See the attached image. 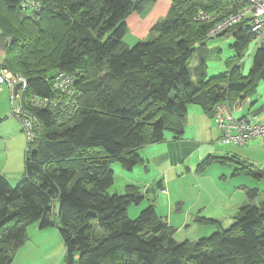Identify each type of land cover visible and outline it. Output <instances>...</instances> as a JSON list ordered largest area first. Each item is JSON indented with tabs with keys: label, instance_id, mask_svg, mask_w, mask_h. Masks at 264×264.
I'll return each instance as SVG.
<instances>
[{
	"label": "trees",
	"instance_id": "16d2710c",
	"mask_svg": "<svg viewBox=\"0 0 264 264\" xmlns=\"http://www.w3.org/2000/svg\"><path fill=\"white\" fill-rule=\"evenodd\" d=\"M22 1L0 0V33L8 41L0 67L26 79L22 107L36 129L24 151L21 182L11 188L0 175V264H12L29 225H53L56 202L66 264H264V201L243 205L228 228L190 243L175 240V229L157 216L148 192L132 184L123 194L107 192L114 182L110 164L130 171L142 162L145 145L164 141L167 133L180 138L189 105L212 117L216 104L264 82V40L247 75L236 66L207 78L201 53L195 80L188 69L194 44L245 2L173 0L169 16L152 30L156 36L127 47L124 19L157 0H40L35 12L23 11ZM200 11L210 19L195 21ZM226 31L236 39V51L256 36L249 17ZM60 74L74 81V110L66 118L58 108L32 103L59 97L54 81ZM223 161L209 156L198 170ZM235 163L234 175H264L245 161ZM156 187L163 189L161 181ZM246 193L252 199L257 191ZM144 201L139 215L128 218L127 208Z\"/></svg>",
	"mask_w": 264,
	"mask_h": 264
},
{
	"label": "rangeland",
	"instance_id": "374dc122",
	"mask_svg": "<svg viewBox=\"0 0 264 264\" xmlns=\"http://www.w3.org/2000/svg\"><path fill=\"white\" fill-rule=\"evenodd\" d=\"M17 27H19L21 30H25L22 24H17ZM151 37L154 36H150L149 38ZM149 38L146 39L148 40ZM146 39L144 41H147ZM263 40L264 34H262L261 37L250 36L245 40L243 47L240 48L239 51H236V39L232 35L231 31H226L225 33H222L216 37H207L201 42H196L193 46L195 49V53L190 59L188 66L191 78L195 80L194 69L198 65L200 53L201 57H203L205 60L204 74L207 78L227 73L236 66L239 68V71L242 75H247L252 66V54L255 48L258 47L263 42ZM137 42L139 41H135V36L130 32L123 37V43L127 45V47H132ZM4 87L2 89H4ZM255 99L257 100V102L252 110L257 109L260 105H262V103H264L263 81H259L258 93L255 96ZM7 103L8 105L5 108L7 113H5L1 117L11 119L18 125L19 123L13 117H9L10 102L8 99V94L7 91L3 92L2 90V92H0V108H3ZM13 104L15 105L16 101H14ZM1 111L2 109H0V112ZM200 117H202L205 121L210 122L212 125L213 119H209L207 115H203L201 108L196 105H189L188 112L185 118V122H188L187 128L184 127L185 136L188 138L195 137L193 138V141H196V144H198V146H201V149L198 150L192 158H190L191 164L193 166L192 175H184V178H182L181 180L174 178L173 180L168 181L167 184L162 180L165 189H167L165 194L162 193L161 190L157 189V182L153 183L147 180L151 178L150 175L154 176L158 174L159 169L155 167V164L151 165V171L147 173L141 172V170H144V167H141V165H137L132 171H128L123 169L122 166L117 162H113L110 164V169L114 173V182L107 190V192L109 194H123L124 186L127 183H130L131 179L138 182L140 191L142 193L148 192L150 194L149 197L154 199L157 216L166 220L169 225L176 229L174 238L178 242L187 240L190 243H194L199 238L208 237L212 233L217 231L218 227L216 224L211 225L208 223H202L203 219L212 218V214H200L198 216V219H195L197 216H194V218H185L184 212L183 214H180L179 211L182 208H184V210H187L188 208H191L193 204L195 206L208 205L207 208L211 209L210 211H212V199H214V201L224 200L220 199L222 197L219 195V192L221 191L219 190V188L223 189V191L226 190L224 187L228 186V182L230 180V178L228 177L227 181L224 183L223 178H219L220 175H223L222 171L227 170V165L229 164H212L206 166L203 170L199 169L198 172H196L199 162L201 161V159L198 160L199 154L205 153L204 159L208 155L219 156L218 154H212V147H218L219 145L223 144L218 139L219 133H217V130L216 133L218 134V138L213 141L212 134H210V132L204 131L197 136V133L195 131L196 121ZM167 135L169 136L170 134L167 133ZM20 136L21 135L14 134V137H12L11 139L10 149L7 150L6 154L0 156V164L10 165V167L7 168L0 167V174H4L11 188H15L21 182L23 177V145L25 140L21 141L22 137ZM230 146L233 148L236 147L235 145ZM233 152L234 151H231V153ZM231 153L229 156H232ZM227 163H229V161H227ZM145 165L147 166V164ZM193 173H198L195 175L198 177L194 178ZM230 175L231 174L228 173V176ZM235 178L237 177H234V179ZM215 179L217 181L216 186L213 183L215 182ZM147 183L149 184V186L147 185ZM151 183L152 186L150 187ZM144 186L146 188H149V190H145ZM152 190H154L153 193L151 192ZM252 199V205H255L257 207L262 206L264 200V185L259 184L258 195L254 196ZM169 200L173 202L170 210L172 212V215H170L171 212L169 211ZM197 201H199V203L196 204ZM177 203L180 204L177 205ZM146 205L147 203L145 202L139 205H130L127 208L128 218L135 219ZM178 207L179 210L177 211L176 208ZM54 208L55 213L53 217V225L51 227L41 230V233H36L37 235H35L34 238L31 235V227L35 224H31L27 227V240L21 247L23 257H21V259L18 258L19 260L17 264H66L64 256V246L58 231L57 202L55 203ZM233 221V218H224V221L220 222L222 229L228 228L233 223ZM33 242L36 243V247L34 250L32 249ZM76 260L77 255L75 257V262Z\"/></svg>",
	"mask_w": 264,
	"mask_h": 264
},
{
	"label": "crops",
	"instance_id": "0c3cea01",
	"mask_svg": "<svg viewBox=\"0 0 264 264\" xmlns=\"http://www.w3.org/2000/svg\"><path fill=\"white\" fill-rule=\"evenodd\" d=\"M172 2L173 0H157L156 2L146 6L140 12H133L129 14L124 19V23L126 26V34L129 32L132 33L135 36V41H144L146 38H149L150 36H156V34L152 32V30L158 23L162 22L169 16L172 7ZM2 86L3 85H0V92H2V90L3 92L7 91L8 99H9V89L5 88L4 86H3L4 89H2L3 88ZM258 87H259V82L257 83L256 89L252 93H248L246 95L238 94L236 96L228 97V101H227L228 107L230 109L231 114L234 117L241 118L248 116V117H252L257 122L263 119L264 103H262V105H260L257 109L252 110L257 102L255 96L258 93ZM7 105L8 103L4 107L2 106L3 108H0L2 109V111L0 112V156L6 154L7 150L10 149L11 139L12 137H14V134L21 135L20 136L22 137L21 141L25 140L19 124L17 125L14 121H12L11 119H7L6 117H1L5 113H7L5 109ZM202 113L203 115H206V113L203 110ZM207 117L209 119H213L212 121L214 122V124L212 122L211 125L210 122H207L202 117H200L196 121L195 131L197 133V136L200 133H203L204 131L210 132V134H212V141H213L216 138H218L217 133H219V138H220V131L216 126V121L214 119V116L212 115V117L209 116ZM187 126H188V122H185L184 127L187 128ZM193 138L186 137L185 132H183V135L178 139H173L171 135L168 136L166 134L164 141L156 144L145 145L144 147H142L139 150V156L141 157L142 162L138 164L141 165V167L142 166L144 167V170H141V172H145V173L150 172L151 165L153 164H155L156 165L155 167L159 169L157 175L154 176L150 175L151 178L147 180L153 183L158 181H161L162 183L163 180L167 184L168 181L173 180L174 178L181 180L182 178H184V175H192L193 166L191 164L190 158H192L194 154L201 149L200 148L201 146H198V144H196L197 142L193 141ZM230 145H234V144H222L219 145L218 147H212V154L219 155V156L212 155V157L222 158L224 160L223 163L213 162L212 164H223V165L229 164L227 165L228 166L227 170L222 171L223 175H220L222 177L219 176V178H223L224 183L227 181L228 177L230 178L228 182L229 183L228 186L224 187L226 190L223 191V189L219 188V190H221L219 192V195L222 197L220 199H224V200L214 201V199H212V211H210L211 209L207 208L208 205L195 206L193 204V206L191 208H188L187 210H184V208H182L180 209L179 213L183 214L184 212L185 218H194V216H197L195 219H198V216L200 214L205 215L207 213H210L212 214V218H208V219L217 221L219 223L217 227L220 226V228H222L220 222H223L224 218L228 217L229 219L230 218L234 219L238 215V210L240 207H242L243 205H252L253 199H250L246 192L250 189H256L257 191L256 196H257L259 184L264 185V175L259 179L244 173H239L234 175L233 172L235 170V167L237 166L235 161L236 160L245 161L251 164L252 168L260 170L262 173H264V142L261 139L256 138L246 142L243 145H235L236 147L234 148L231 147ZM23 146L25 151L26 141L24 142ZM231 151L234 152L231 153ZM230 153L232 154V156H229ZM204 155L205 153L199 154L198 160L201 159L200 162L204 161L207 157L210 156L208 155L204 159ZM227 161H229V163H227ZM145 164H147V166ZM0 167L7 168L10 167V165L0 164ZM196 172H198V168L196 169ZM228 173H230L231 175L228 176ZM196 174L193 173L194 178L198 177L195 176ZM0 175H4V174H0ZM234 177L237 178L234 179ZM216 182L217 181L215 179V182H213L215 186H216ZM128 184H132V185L135 184L136 186H138V182L133 181L132 179L131 182L127 183L126 185ZM147 185L149 186L148 183ZM151 186L152 183L150 184V187ZM162 187L163 189L161 190V192L165 194L167 189H165L163 183H162ZM144 189L149 190V188L146 187ZM172 203L173 202L169 200L168 202L169 211L171 210ZM197 203H199V201H197L196 204ZM178 204L180 203H177V205ZM154 208H155V203H154ZM176 209L178 211L179 207ZM170 215H172V212L170 213ZM40 231L41 229H39L37 224L32 226L31 227L32 237L34 238L35 235H37L36 233ZM35 247H36V243L33 242L32 249L34 250ZM21 257H23L22 248L14 256L12 264H17L18 260L21 259Z\"/></svg>",
	"mask_w": 264,
	"mask_h": 264
},
{
	"label": "built area",
	"instance_id": "2783aa9c",
	"mask_svg": "<svg viewBox=\"0 0 264 264\" xmlns=\"http://www.w3.org/2000/svg\"><path fill=\"white\" fill-rule=\"evenodd\" d=\"M245 7L242 11L225 18L216 23L207 33L209 38L226 31L232 25L238 23L243 17L250 18L251 32L261 37L264 34V0H243ZM40 0H23L20 8L24 11H37L40 7ZM210 19L208 13L200 11L194 17L195 21L205 22ZM7 41V40H6ZM8 43V41H7ZM74 81L64 74H60L54 81V90L59 94L58 98L52 100L33 98L32 103L35 107H45L51 105L62 112L63 118L73 113L75 91L72 88ZM0 85L9 89L10 112L19 123L25 137L26 145L34 139L36 124L35 119L27 114L22 107L23 95L26 90V79L19 73L0 67ZM20 85L17 92L15 87ZM16 101L14 105L13 102ZM214 119L220 131V142L223 144L243 145L246 142L259 138L264 142V117L261 121H255L252 117H234L228 104L220 102L214 107Z\"/></svg>",
	"mask_w": 264,
	"mask_h": 264
},
{
	"label": "water",
	"instance_id": "95a60500",
	"mask_svg": "<svg viewBox=\"0 0 264 264\" xmlns=\"http://www.w3.org/2000/svg\"><path fill=\"white\" fill-rule=\"evenodd\" d=\"M7 51V41L5 40L2 33H0V65H2ZM20 85L15 87V92L18 91Z\"/></svg>",
	"mask_w": 264,
	"mask_h": 264
},
{
	"label": "bare ground",
	"instance_id": "6f19581e",
	"mask_svg": "<svg viewBox=\"0 0 264 264\" xmlns=\"http://www.w3.org/2000/svg\"><path fill=\"white\" fill-rule=\"evenodd\" d=\"M7 46H8V43H7Z\"/></svg>",
	"mask_w": 264,
	"mask_h": 264
}]
</instances>
